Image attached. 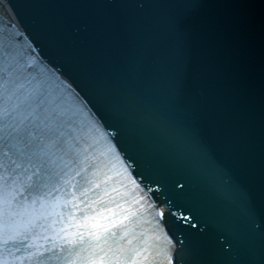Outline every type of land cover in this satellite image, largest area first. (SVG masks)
I'll return each instance as SVG.
<instances>
[{
  "label": "snow or ice",
  "instance_id": "snow-or-ice-1",
  "mask_svg": "<svg viewBox=\"0 0 264 264\" xmlns=\"http://www.w3.org/2000/svg\"><path fill=\"white\" fill-rule=\"evenodd\" d=\"M98 7L112 14L85 25L84 39L58 38L95 61L84 71L114 123L19 27H0V264H264V225L235 170L247 166L242 134L257 108L264 135V13L206 16L203 0ZM226 131L234 170L212 147ZM117 136L184 177L175 194L211 206L212 235L205 221L175 236L176 213L134 178Z\"/></svg>",
  "mask_w": 264,
  "mask_h": 264
},
{
  "label": "water",
  "instance_id": "water-1",
  "mask_svg": "<svg viewBox=\"0 0 264 264\" xmlns=\"http://www.w3.org/2000/svg\"><path fill=\"white\" fill-rule=\"evenodd\" d=\"M10 2L16 6V11L31 36L38 44L41 42L42 46H40L43 50L44 48L47 49L48 52L46 50L44 52L49 57V60L56 62L58 67H62L64 72L72 77L70 69L59 58L54 54L49 55L50 51L44 43L72 62L91 90L84 66L95 67L97 66L95 61L86 53L70 55L65 41L58 37H79L81 40L84 39L86 36L83 31L85 25H90L92 20L103 19L112 14L111 9L98 7L99 5L115 2L137 5L142 3L150 4L153 0H10ZM203 3L209 5V7L202 10L203 15L221 19L240 16L258 23L262 13H264V7H262L264 0H203ZM91 5H97V7H91ZM150 11L151 9L147 8L132 10L135 15H147ZM77 29H81V31L77 32ZM256 39L258 42V36ZM74 80L84 94L96 104L97 109L106 114L103 107L98 103L96 96L94 94L93 96L80 80L76 78ZM107 117L111 123H114L108 115ZM234 139V135L226 131L223 138L217 139L214 136L212 141L216 158L228 170H234L233 153L229 146V141ZM241 147L248 163L243 171L235 170L244 187L252 193L257 223L264 225V217L261 215V190L264 187V135H262L258 108L247 129L242 134ZM128 149L139 166H142L156 181L159 180L160 183L158 184L166 190L167 196L175 201V207L181 213V216H179L182 222L181 225L183 223L203 225L205 221H208L209 235H212L214 233V225L212 223L214 210L211 206L205 201L188 202L175 194L179 190V186L177 185L176 189H173L174 179L183 180L184 177L178 174H166L158 168L150 167L135 151ZM174 171H179L178 166ZM185 215L188 216V221L182 219ZM193 217L196 219L193 220ZM175 221L180 225L179 219H175ZM183 228L186 229L185 226Z\"/></svg>",
  "mask_w": 264,
  "mask_h": 264
},
{
  "label": "bare ground",
  "instance_id": "bare-ground-1",
  "mask_svg": "<svg viewBox=\"0 0 264 264\" xmlns=\"http://www.w3.org/2000/svg\"><path fill=\"white\" fill-rule=\"evenodd\" d=\"M0 9L2 10V13L6 16V13H7V11H8V9L5 7V6H3V5H0ZM9 12V19H11L12 21H13V23H14V25H16V26H19L20 27V24H19V21H18V19H17V15L16 14H14L13 12H11V11H8ZM10 16H11V18H10ZM7 17V16H6ZM21 28V27H20ZM21 32H22V30H21ZM22 35H23V33H22ZM28 35H30V34H28ZM40 42V41H39ZM41 43V42H40ZM39 43V45H41L42 46V44H40ZM38 45V46H39ZM44 45H46L47 46V48L49 49V55L51 56V54H54L57 58H59L60 60H61V62H63L64 63V65L66 66V67H68V69H70V71H71V75H72V77L71 76H69L74 82H76L74 79L76 78V79H78V80H80L81 81V83H83L84 84V86H85V88L93 95V93L91 92V90L89 89V87L87 86V84L85 83V81L83 80V78L81 77V75H80V73L78 72V70L76 69V67L74 66V64L72 63V62H70L68 59H66L65 57H63L61 54H59L58 52H56L54 49H52L51 47H49L47 44H45L44 43ZM44 50H46L47 51V49L46 48H44ZM39 51L40 52H42L43 50L40 48L39 49ZM48 52V51H47ZM70 74V73H69ZM87 96V95H86ZM94 96V95H93ZM100 113H101V116H103L104 117V119L108 122V123H111V121L109 120V118L107 117V115L104 113H102V111H100ZM120 140L122 139L121 138V136H117ZM121 142V147H122V149H125V150H129L128 149V147L126 146V144L124 143V141L123 140H121L120 141ZM130 151V150H129ZM132 154V153H131ZM134 157V156H133ZM130 162H131V164L132 165H135V163H133V160L132 159H130ZM136 164L137 165H139L138 163H137V161H136ZM145 178V177H144ZM175 224L176 225H178L177 223H176V221H175Z\"/></svg>",
  "mask_w": 264,
  "mask_h": 264
}]
</instances>
